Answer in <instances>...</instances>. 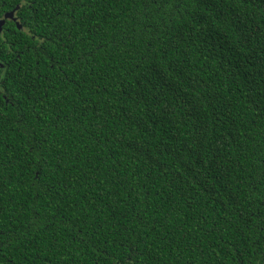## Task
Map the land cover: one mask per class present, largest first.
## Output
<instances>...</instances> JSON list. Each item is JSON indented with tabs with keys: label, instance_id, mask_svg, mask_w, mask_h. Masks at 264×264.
<instances>
[{
	"label": "trees",
	"instance_id": "obj_1",
	"mask_svg": "<svg viewBox=\"0 0 264 264\" xmlns=\"http://www.w3.org/2000/svg\"><path fill=\"white\" fill-rule=\"evenodd\" d=\"M0 264H264V0H0Z\"/></svg>",
	"mask_w": 264,
	"mask_h": 264
},
{
	"label": "water",
	"instance_id": "obj_2",
	"mask_svg": "<svg viewBox=\"0 0 264 264\" xmlns=\"http://www.w3.org/2000/svg\"><path fill=\"white\" fill-rule=\"evenodd\" d=\"M19 9V6L16 7V9L12 12H9V13H6L4 14V17L3 19L0 20V34L2 33L3 31V26L5 25V22L7 20H11V21H14L16 23V27L18 30H21V25L17 22V19H15V12Z\"/></svg>",
	"mask_w": 264,
	"mask_h": 264
},
{
	"label": "flooded vegetation",
	"instance_id": "obj_3",
	"mask_svg": "<svg viewBox=\"0 0 264 264\" xmlns=\"http://www.w3.org/2000/svg\"><path fill=\"white\" fill-rule=\"evenodd\" d=\"M14 15H15V14H14ZM3 17H4V15L0 18V20L3 19ZM15 19H17L16 16H15ZM7 21H11V20H7ZM11 22L15 23L14 21H11ZM2 32H3V31H2ZM0 35H2V33H1Z\"/></svg>",
	"mask_w": 264,
	"mask_h": 264
}]
</instances>
